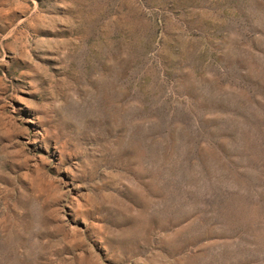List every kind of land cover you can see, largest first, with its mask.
<instances>
[{
	"label": "rangeland",
	"instance_id": "rangeland-1",
	"mask_svg": "<svg viewBox=\"0 0 264 264\" xmlns=\"http://www.w3.org/2000/svg\"><path fill=\"white\" fill-rule=\"evenodd\" d=\"M0 264H264V0H0Z\"/></svg>",
	"mask_w": 264,
	"mask_h": 264
}]
</instances>
